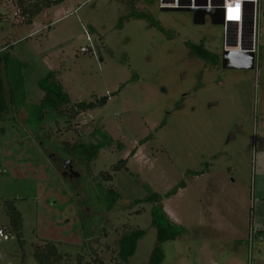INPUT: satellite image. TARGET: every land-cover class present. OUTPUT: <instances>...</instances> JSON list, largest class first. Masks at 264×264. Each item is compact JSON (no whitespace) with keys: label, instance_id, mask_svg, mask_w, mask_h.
Masks as SVG:
<instances>
[{"label":"rangeland","instance_id":"1","mask_svg":"<svg viewBox=\"0 0 264 264\" xmlns=\"http://www.w3.org/2000/svg\"><path fill=\"white\" fill-rule=\"evenodd\" d=\"M36 1L0 0V50L12 58L6 73L21 79L11 92L18 107L0 115V229L9 234L1 201L14 200L22 235L21 245L0 239V264H34L31 246L43 241L63 254L58 264H147L150 204L134 201L180 181L160 204L182 232L160 244L158 264L264 257L248 225L264 197V0L251 70L220 67L221 26L207 16L193 24L190 12L159 10L157 0H63L29 23L21 11ZM198 41L217 63L189 55L185 43ZM89 44L92 51H79ZM48 71L69 103L37 118L36 82ZM102 96L103 105L69 117V107ZM100 136L107 144L90 161L64 152ZM62 161L75 175H61ZM98 187L118 194L110 208ZM136 229L144 234L119 260V238Z\"/></svg>","mask_w":264,"mask_h":264},{"label":"trees","instance_id":"2","mask_svg":"<svg viewBox=\"0 0 264 264\" xmlns=\"http://www.w3.org/2000/svg\"><path fill=\"white\" fill-rule=\"evenodd\" d=\"M63 0H37L32 2L30 5L31 9L23 8L21 12L30 13V18L27 22H31L33 16H35L42 8L48 7L49 5H56L61 3ZM138 17L145 15L137 14ZM156 27H158L156 25ZM185 46L188 49L189 55L213 63L218 62L216 55L209 52L204 48L201 41L198 42H186ZM12 58L9 54L1 50L0 51V115L6 112L8 106L11 108H17L18 100L17 97L12 95V91L17 84L21 82L11 81L8 78L6 70H8ZM38 89L41 91V97L38 100L33 112L37 118L42 117L45 112H52L55 116L59 115V112L63 106L69 103V99L66 93L62 90L58 80L56 79L55 72L48 71L41 79L36 82ZM8 94V99H6ZM8 100V101H7ZM106 97L102 96L95 102H77L73 106L69 107V117H73L78 112H82L91 109L95 106H101L105 103ZM101 141L94 145H84L81 143H73L70 145L63 146L64 152L67 154H76L82 160L90 161L97 150L107 144L104 136H100ZM122 163V162H120ZM114 171L118 169L117 165L113 167ZM109 180V179H108ZM184 183L178 182L174 187L170 188L163 195H159L155 192H150L143 196L141 199L135 200L134 202L149 203V226L154 229L155 242L150 251L147 264H158L163 259V252L160 248L162 242L174 240L178 237L182 230L180 226L173 223L168 219L164 211L162 210L160 200L162 197L167 198L173 195L178 188H182ZM98 197L102 204L106 208H110L115 200L118 198V194L111 188L103 190L98 187ZM14 200L1 201L4 214L7 217L8 224V235H11L19 245L22 244L21 235V217L19 211L13 205ZM144 234V230L136 229L133 231L126 232L121 235L118 240L117 256L119 260L126 261L135 250L136 241ZM32 257L37 264H58L63 259V254L57 251L55 245L50 241H43L41 244H32Z\"/></svg>","mask_w":264,"mask_h":264},{"label":"built area","instance_id":"3","mask_svg":"<svg viewBox=\"0 0 264 264\" xmlns=\"http://www.w3.org/2000/svg\"><path fill=\"white\" fill-rule=\"evenodd\" d=\"M157 7L159 9L217 8L221 10V51L251 52L254 55L255 65L259 0H157ZM84 37L86 42H91L86 33ZM79 51H92L91 45L81 46ZM7 237L8 235L0 229V239H7Z\"/></svg>","mask_w":264,"mask_h":264},{"label":"water","instance_id":"4","mask_svg":"<svg viewBox=\"0 0 264 264\" xmlns=\"http://www.w3.org/2000/svg\"><path fill=\"white\" fill-rule=\"evenodd\" d=\"M159 10L190 12L191 21L193 24H203L205 16L208 17L210 23L213 25L222 24V13L221 10L217 8H194V9L161 8ZM219 62H220V67L222 69L251 70L254 67V55L251 52L221 51Z\"/></svg>","mask_w":264,"mask_h":264},{"label":"crops","instance_id":"5","mask_svg":"<svg viewBox=\"0 0 264 264\" xmlns=\"http://www.w3.org/2000/svg\"><path fill=\"white\" fill-rule=\"evenodd\" d=\"M262 159L263 157L260 156V159H259L260 166L264 162V159L263 160ZM262 192H263V189L259 190V193H262ZM258 201L259 202H257L258 205H257V208L255 207V213L253 214V217L251 219H248V225L250 224L253 228L254 236H255L254 243H256L257 246L264 245V197L259 199ZM6 223H7V220L3 224L2 227H5ZM9 238H11L12 240L14 239L11 235L9 236ZM237 248L238 247H235L234 250H237ZM15 256H17V253H15ZM31 256H32V253H31ZM30 259H31L30 257L27 258V260L31 261ZM21 262H23L22 257H21ZM35 263L36 261L34 262V264ZM30 264H33V263H30ZM226 264H243V262L241 260H237V258L233 257V255H229L226 260ZM247 264H264V257L262 255L260 256L259 254H256L250 258V261Z\"/></svg>","mask_w":264,"mask_h":264},{"label":"flooded vegetation","instance_id":"6","mask_svg":"<svg viewBox=\"0 0 264 264\" xmlns=\"http://www.w3.org/2000/svg\"><path fill=\"white\" fill-rule=\"evenodd\" d=\"M257 60H258V55H257ZM51 158V155L49 156ZM61 175L63 177H71L73 176V171L71 169V165L67 164V162L62 161L61 162Z\"/></svg>","mask_w":264,"mask_h":264},{"label":"snow or ice","instance_id":"7","mask_svg":"<svg viewBox=\"0 0 264 264\" xmlns=\"http://www.w3.org/2000/svg\"><path fill=\"white\" fill-rule=\"evenodd\" d=\"M232 18H235V17H232Z\"/></svg>","mask_w":264,"mask_h":264}]
</instances>
